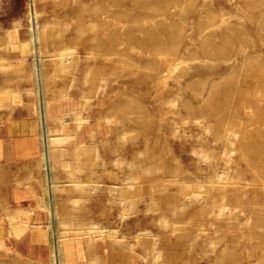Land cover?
Returning a JSON list of instances; mask_svg holds the SVG:
<instances>
[{
	"label": "rangeland",
	"instance_id": "rangeland-1",
	"mask_svg": "<svg viewBox=\"0 0 264 264\" xmlns=\"http://www.w3.org/2000/svg\"><path fill=\"white\" fill-rule=\"evenodd\" d=\"M0 6L1 17L27 12L40 113L53 100V117L70 126L73 113L83 118L72 131L83 145L72 167L82 187L59 169L56 184L41 167L49 264L53 252L63 264H264V0ZM68 48L62 72L55 54ZM40 123L42 132L41 115ZM229 129L239 134L232 147ZM69 142L60 143V171ZM59 220L71 223L73 239L63 238L57 255Z\"/></svg>",
	"mask_w": 264,
	"mask_h": 264
},
{
	"label": "crops",
	"instance_id": "crops-1",
	"mask_svg": "<svg viewBox=\"0 0 264 264\" xmlns=\"http://www.w3.org/2000/svg\"><path fill=\"white\" fill-rule=\"evenodd\" d=\"M27 12L33 13L31 2ZM27 12L0 15V264L50 263V215L41 207V167L44 165L46 170L48 165L49 178L60 184L56 171L66 176L83 153L82 143L72 135L83 121L79 113L71 115L73 126L51 115L53 100L44 102L40 113L34 89V77L40 74L35 70L39 53L28 27ZM67 128L70 131H65ZM67 140L72 144L66 149L71 151V161L60 171L64 164L60 156L65 151L60 143ZM15 211L20 216L13 222L10 216Z\"/></svg>",
	"mask_w": 264,
	"mask_h": 264
},
{
	"label": "bare ground",
	"instance_id": "bare-ground-1",
	"mask_svg": "<svg viewBox=\"0 0 264 264\" xmlns=\"http://www.w3.org/2000/svg\"><path fill=\"white\" fill-rule=\"evenodd\" d=\"M32 17H34V18H36L37 17V12H33L32 13ZM68 25V24H67ZM67 27V26H66ZM46 27L45 26H43V27H41V29H38L37 30V35H38V39H40L41 37H43V36H45L46 35ZM78 33H80V32H78ZM240 49H241V51L242 50H244L245 48H242V46H240ZM91 52V51H90ZM92 53V52H91ZM91 53H88L87 55L88 56H90V54ZM242 53H244V51L242 52ZM74 55V50L73 49H64V50H61L60 51V53L59 54H55V56L57 57V60H58V62L57 63H59V65H60V70L62 71V72H64V71H66V70H68L69 69V67H70V64H71V61H70V58L72 57ZM88 58V57H87ZM249 57L246 55V56H244V61H243V64H245L246 63V60L248 59ZM73 63H74V61H72ZM75 64V63H74ZM174 67V66H173ZM243 68V67H242ZM69 71V70H68ZM69 73V72H68ZM102 81V80H101ZM99 91V90H98ZM63 96V98H66L67 96H66V93L63 91L62 93H61ZM68 128H67V130H65V131H67L68 132ZM64 131V132H65ZM70 131V130H69ZM67 132H65V133H67ZM239 137V134L237 133V132H235V131H233V130H231V129H229V130H226L225 131V133H224V138H225V140H227V142L229 143V145H230V147H232V145H233V143H234V141H236L237 140V138ZM234 146V145H233ZM233 149V148H232ZM229 151V150H228ZM226 151V153H225V155H224V158L225 159H227L228 158V156H229V154H230V152L231 151ZM231 153H233V152H231ZM204 154V153H203ZM231 156V155H230ZM224 159V160H225ZM229 159H230V157H229ZM229 159L228 160H226V163L227 162H229ZM225 162V161H224ZM225 163V164H226ZM47 169H48V165H46V173H47V177H48V171H47ZM78 170V169H77ZM221 176V175H220ZM227 176H229V174L227 175ZM227 176L226 175H223L222 176V179H221V181H222V185L225 183V181L229 178H227ZM66 178H68V180H70V182L73 184V188L74 189H79V188H81L82 187V185L78 182V181H76V179H75V171H74V169H72V170H69V171H67L66 172ZM231 178V177H230ZM228 181V180H227ZM230 181H232V180H230ZM226 184H227V182H226ZM225 184V185H226ZM229 184V183H228ZM224 185V186H225ZM218 187V186H217ZM223 187V186H222ZM197 195V194H196ZM195 197V196H194ZM194 197H193V199H194ZM223 201H224V199H223ZM131 205V204H130ZM133 206V205H132ZM131 206V207H132ZM227 207L228 206H226V204H224V202H222V201H220L218 204H217V210H216V214L217 215H219V216H222V215H225L224 213H225V210L227 209ZM229 209V208H228ZM124 210H125V208H124ZM123 210V211H124ZM131 210V209H130ZM125 212V211H124ZM228 212V211H227ZM227 216V215H226ZM225 217V216H224ZM249 219H247V221H248ZM246 221V222H247ZM249 222V221H248ZM247 224V223H246ZM59 227H60V232H59V236H58V240H57V246H59L60 244H61V241H62V239L63 238H65V237H67V238H70V241L73 239V231H72V226H71V223L69 222V221H65V220H59ZM93 238H92V235L90 234L86 239H84V242L86 243V244H88L89 245V243H91V242H93ZM69 242V241H68ZM55 244H56V241H55ZM56 250H57V255H58V252L60 251L61 252V246H59V248L57 249V247H56ZM54 252H53V264H63V262L61 261V259H58L57 258V262H55L54 261ZM88 264H95V262H89Z\"/></svg>",
	"mask_w": 264,
	"mask_h": 264
}]
</instances>
